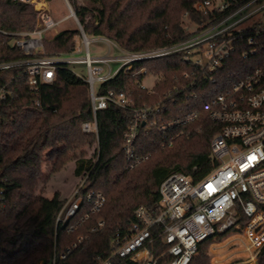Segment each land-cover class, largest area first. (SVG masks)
<instances>
[{"label":"trees","instance_id":"obj_1","mask_svg":"<svg viewBox=\"0 0 264 264\" xmlns=\"http://www.w3.org/2000/svg\"><path fill=\"white\" fill-rule=\"evenodd\" d=\"M89 1L91 6L68 0L85 34L107 37L130 52L178 44L193 35L186 29L188 24H196L200 30L213 18L196 10L197 3L208 0ZM248 1L237 0L240 5ZM31 4L0 0V63L31 57L16 45L18 40L29 38L24 33L38 30L37 13ZM79 34L78 29L63 30L47 46L45 35L43 46L53 55L71 54ZM241 52L242 48L236 49L224 68L207 73L217 79L216 84L205 82L196 68L183 61L184 54L177 53L134 62L130 70L120 71L98 87L101 95L125 93L135 107L164 106L141 130L137 153L145 160L133 170L127 168L124 152L131 113L109 104L97 111L98 133L83 132L82 125L94 120L89 86L70 66H58L55 80L37 89L30 86L25 67L1 70L0 94L5 95H0V191L6 203L0 210V264H49L55 253L67 251L80 234L88 235L89 240L59 264H94L96 256L110 254L116 231L135 221L137 207L157 206L159 187L170 175L183 173L194 180L207 176L214 166L210 141L215 124L203 120L202 132L193 129L189 135H179L169 148L157 122L201 110L210 96L229 87L248 69L249 61ZM148 75L156 79L152 89L143 86ZM47 158L51 161L50 175L76 161V174L87 176L86 190L105 197L101 212L92 215L78 231L68 232L75 220L57 226L66 203L58 193L53 198L37 193ZM88 210L83 206L78 217ZM99 219L105 226L90 233ZM211 240L199 246L190 264H210L204 246ZM257 264H264V246Z\"/></svg>","mask_w":264,"mask_h":264},{"label":"built area","instance_id":"obj_2","mask_svg":"<svg viewBox=\"0 0 264 264\" xmlns=\"http://www.w3.org/2000/svg\"><path fill=\"white\" fill-rule=\"evenodd\" d=\"M14 1L39 3L41 0ZM39 9L42 23L38 30L24 33L29 38L16 42L31 57L0 63V71L25 67L30 86L37 89L55 80L58 66L85 67L86 77L72 69L89 86L94 120L82 125L83 132L98 133L97 111L109 104L130 112L131 119L124 135V152L130 170L145 160L137 153L141 130L147 126L149 117L156 111L158 114L164 106L160 103L155 108L135 107L125 93L109 91L101 95L98 87L120 71L130 70L134 62L177 53L184 54L183 61L196 68L205 82L216 84L217 79L207 73L224 68L235 50L242 48L241 57L249 61L248 69L229 87L210 96L201 110L168 122H157L164 145L170 148L177 136L189 135L193 129L200 133L203 120L212 121L215 131L210 141L214 163L211 172L199 180L183 173L170 175L159 187L157 206L137 207L135 221L127 229L116 231L110 254L96 256L94 264L127 261L133 264H190L203 242L230 233H233L230 240L219 246L213 264H242V259H255L264 246V0H250L242 5L237 0L199 2L197 12L213 18L200 30L198 25L188 24L186 29L193 33L190 38L148 53L127 51L104 36L89 37L79 24L78 37L83 48L71 54H38L36 52L43 48L45 34L60 24L44 12L43 3ZM71 14L75 17L72 9ZM93 43L106 45L105 55H92L90 45ZM83 51L85 55L80 56ZM114 66L118 68L115 70ZM0 95L4 97L5 92ZM197 123L201 124L196 127ZM86 179L87 176L57 217V226L75 220L68 232L78 231L105 205L101 192L86 190ZM5 203V194L0 191V210ZM86 205L89 210L78 217ZM104 226L105 221L99 219L90 233H97ZM88 240V235H78L67 251L54 254L52 264L65 261L75 248Z\"/></svg>","mask_w":264,"mask_h":264},{"label":"rangeland","instance_id":"obj_3","mask_svg":"<svg viewBox=\"0 0 264 264\" xmlns=\"http://www.w3.org/2000/svg\"><path fill=\"white\" fill-rule=\"evenodd\" d=\"M221 1V0H218ZM79 3L91 6V2L89 0H78ZM40 3H43L45 6V13L50 15L55 21L60 22L58 26L48 31L45 35V46H47V42L50 41L57 33L63 31V30H79V21L76 17L72 16L71 9L74 11L72 5L68 2V0H41L38 2H33L31 5L33 6L35 12L37 13V23L36 28L40 27V24L42 23V14L39 11ZM75 13V12H74ZM93 37V36H92ZM75 51L76 49L83 48L82 41L80 37H76L75 39ZM90 50L92 55L94 56H100L105 55L107 51L106 45L93 43L90 45ZM74 51V52H75ZM157 50L152 51H146L153 52ZM36 53L38 54H50L46 48L39 49ZM35 53V54H36ZM56 53V54H55ZM55 55H60L64 53L55 52ZM73 53V52H72ZM85 55V51L80 54V56ZM118 66H114V69L116 70ZM74 71L80 72L84 77L87 76V71L85 67L80 66H74L72 67ZM155 78L152 75H148L144 81L143 86L147 89H152L155 85ZM98 86V85H97ZM51 161L47 158L43 165V175L39 181L38 187H37V193H41L47 198H53L56 193L59 194L60 198L65 201H69L73 198V195L79 185L84 180V176L76 174V161H71L68 163L63 169L60 171L50 175L49 169H50ZM233 233L226 234L223 238L218 237L217 239H212L210 242H208L204 247L206 249L207 256L209 258L210 264H213V259L215 255H217V250H219V246L221 244H224V242L230 240V236ZM214 243L219 244L218 246H213ZM234 248V247H233ZM249 260H251L249 262ZM242 264H257V257L255 259H249L245 258L242 259Z\"/></svg>","mask_w":264,"mask_h":264},{"label":"water","instance_id":"obj_4","mask_svg":"<svg viewBox=\"0 0 264 264\" xmlns=\"http://www.w3.org/2000/svg\"><path fill=\"white\" fill-rule=\"evenodd\" d=\"M49 264H52V262H50Z\"/></svg>","mask_w":264,"mask_h":264}]
</instances>
